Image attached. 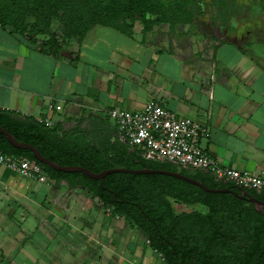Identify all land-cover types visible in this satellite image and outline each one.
I'll list each match as a JSON object with an SVG mask.
<instances>
[{"label":"crops","instance_id":"obj_1","mask_svg":"<svg viewBox=\"0 0 264 264\" xmlns=\"http://www.w3.org/2000/svg\"><path fill=\"white\" fill-rule=\"evenodd\" d=\"M224 1L188 25L142 33L136 22L131 36L94 26L58 58L0 30V109L48 119L59 136L102 149L127 143L109 110L140 111L153 100L205 126L200 145L220 166L264 178V8ZM34 198L38 220L14 225L12 203L31 209ZM139 239L150 248L82 187L2 174L0 264H165Z\"/></svg>","mask_w":264,"mask_h":264},{"label":"trees","instance_id":"obj_2","mask_svg":"<svg viewBox=\"0 0 264 264\" xmlns=\"http://www.w3.org/2000/svg\"><path fill=\"white\" fill-rule=\"evenodd\" d=\"M194 8V0H0V30L58 58L63 46L80 44L94 26L131 36L136 22L142 25V33L158 24H191ZM0 127L60 166H81L93 173L112 168L165 170L193 178L209 189L238 193V187L215 182L209 174L147 160L135 146L119 140L102 149L79 144L31 117L1 109ZM0 151L36 162L51 179L84 188L101 208L138 230L165 264H264V213L232 194L207 193L161 174L111 173L97 180L80 172L55 171L28 150L10 145L1 134ZM247 191L264 201L263 195ZM172 202L199 205L204 212L177 213Z\"/></svg>","mask_w":264,"mask_h":264},{"label":"built area","instance_id":"obj_3","mask_svg":"<svg viewBox=\"0 0 264 264\" xmlns=\"http://www.w3.org/2000/svg\"><path fill=\"white\" fill-rule=\"evenodd\" d=\"M107 117L115 123L120 140L135 146L143 158L168 162L191 172H203L215 182L232 184L264 196V178L220 166L206 153L200 141L209 137V131L200 123L179 117L153 100L140 111L111 109ZM37 121L45 127L52 125L48 119ZM5 170L46 181L43 169L36 162L0 151V179Z\"/></svg>","mask_w":264,"mask_h":264},{"label":"water","instance_id":"obj_4","mask_svg":"<svg viewBox=\"0 0 264 264\" xmlns=\"http://www.w3.org/2000/svg\"><path fill=\"white\" fill-rule=\"evenodd\" d=\"M0 134L5 137L7 142L12 145L13 147L21 150H28L34 157L35 160H37L39 163L46 165L50 167L51 169L59 172H66V173H72V172H80L84 174L85 176L92 178V179H103L107 175L111 173H128V174H139V175H146V174H161V175H167L171 176L180 180H183L187 183H190L194 186H197L201 190L207 192V193H229L232 194L242 200H246L248 203H251L254 207V209L257 212L264 213V201H260L256 198H254L252 195L249 194L247 190H244L242 188H237L240 194L236 193L235 191L225 188V189H209L203 184L193 178L187 177L185 175H182L178 172H170V171H165V170H156V169H147V168H142L139 170H131V169H126V168H112L108 170H104L100 173H93L89 171L88 169L81 167V166H60L57 163L48 160L46 157H44L40 151L35 148L34 146L20 142L18 141L12 134H10L8 131H6L4 128L0 127Z\"/></svg>","mask_w":264,"mask_h":264},{"label":"rangeland","instance_id":"obj_5","mask_svg":"<svg viewBox=\"0 0 264 264\" xmlns=\"http://www.w3.org/2000/svg\"><path fill=\"white\" fill-rule=\"evenodd\" d=\"M222 1L225 3L224 0H194L195 8H194V16H193V18L195 16H196V18H200L201 15H205L209 11L211 12L213 10H217V9L221 8L220 4L223 3ZM252 4L258 6V7L257 6L255 7V10L256 9H260V8H264V0H262V2L254 1ZM262 10L264 11V9H262ZM221 23H222V20L221 19H219V21L216 22L215 25H216V27L218 29H219V26H221ZM55 26L56 25H54L53 28H52L53 31H57L56 28H55ZM197 26L200 27L199 24H197ZM203 28H205V27H203ZM203 32H205V31H203ZM66 45H68V43ZM34 185H35V187L44 188V186L41 185V184H34ZM34 200H35L36 203H32L31 204V206H30L31 209L30 208H25L24 207L25 206L24 203H22V206H20V203L21 202H19L18 200H17L18 202L16 204L12 203L11 206L14 209L12 211V222H13L14 225H16L17 223H23V220H26V219L29 220V221H32L33 223H35L34 222V219H37L38 220V218H36V217H38L39 215H38V213H36V211L38 210L37 206H38V203L40 204L41 199L34 198ZM172 203H173L172 206L174 208V211L177 212V213H180V212H190V211L204 212V208L201 207V206H199V205L187 206V205L177 204V203H174V202H172ZM27 213H29V216H28ZM32 231L34 232V234L36 235V237L41 238L40 237V234H38L36 232V230L33 229ZM91 245L93 247H95V248H98V244H96V242L95 243L93 242ZM138 246H140L141 248H146L148 250V252H150V254H153L152 251H151V249L150 248H147L145 246L144 241L142 239H139L138 240ZM156 260H157V258H156ZM160 262L161 261H159V263Z\"/></svg>","mask_w":264,"mask_h":264},{"label":"flooded vegetation","instance_id":"obj_6","mask_svg":"<svg viewBox=\"0 0 264 264\" xmlns=\"http://www.w3.org/2000/svg\"><path fill=\"white\" fill-rule=\"evenodd\" d=\"M237 191H238V189H237ZM238 194H240V192L238 191ZM250 194V193H249ZM251 195V194H250ZM253 196V195H252ZM254 198H256V199H258L257 197H255V196H253ZM258 200H260V199H258ZM260 201H262V200H260Z\"/></svg>","mask_w":264,"mask_h":264}]
</instances>
